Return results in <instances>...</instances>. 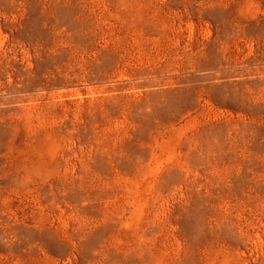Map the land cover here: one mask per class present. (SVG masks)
Returning <instances> with one entry per match:
<instances>
[{"label": "rangeland", "instance_id": "1", "mask_svg": "<svg viewBox=\"0 0 264 264\" xmlns=\"http://www.w3.org/2000/svg\"><path fill=\"white\" fill-rule=\"evenodd\" d=\"M0 264H264V0H0Z\"/></svg>", "mask_w": 264, "mask_h": 264}]
</instances>
